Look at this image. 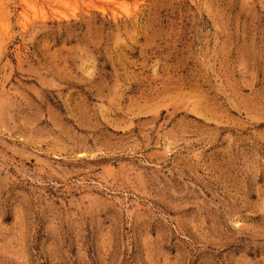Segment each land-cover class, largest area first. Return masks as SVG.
<instances>
[{
  "label": "rangeland",
  "instance_id": "374dc122",
  "mask_svg": "<svg viewBox=\"0 0 264 264\" xmlns=\"http://www.w3.org/2000/svg\"><path fill=\"white\" fill-rule=\"evenodd\" d=\"M0 264H264V0H0Z\"/></svg>",
  "mask_w": 264,
  "mask_h": 264
}]
</instances>
